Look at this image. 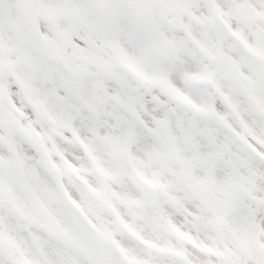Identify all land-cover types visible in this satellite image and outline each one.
I'll return each mask as SVG.
<instances>
[{"label":"snow or ice","instance_id":"obj_1","mask_svg":"<svg viewBox=\"0 0 264 264\" xmlns=\"http://www.w3.org/2000/svg\"><path fill=\"white\" fill-rule=\"evenodd\" d=\"M0 264H264V0H0Z\"/></svg>","mask_w":264,"mask_h":264}]
</instances>
